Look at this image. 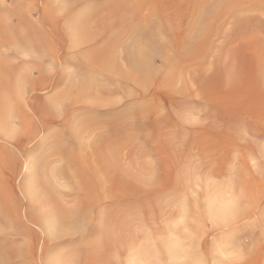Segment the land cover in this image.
Instances as JSON below:
<instances>
[{
    "label": "rangeland",
    "instance_id": "obj_1",
    "mask_svg": "<svg viewBox=\"0 0 264 264\" xmlns=\"http://www.w3.org/2000/svg\"><path fill=\"white\" fill-rule=\"evenodd\" d=\"M0 43V264H264V0H0Z\"/></svg>",
    "mask_w": 264,
    "mask_h": 264
},
{
    "label": "bare ground",
    "instance_id": "obj_2",
    "mask_svg": "<svg viewBox=\"0 0 264 264\" xmlns=\"http://www.w3.org/2000/svg\"><path fill=\"white\" fill-rule=\"evenodd\" d=\"M119 4V3H118ZM122 4V3H121ZM116 8H118V7H116ZM105 14V13H104ZM108 15V14H107ZM107 15H106V17H107ZM110 15V14H109ZM114 15V14H113ZM121 17V16H120ZM96 18H97V16H96ZM109 18V17H108ZM116 18V17H115ZM107 19V18H106ZM120 19V18H119ZM114 20V19H113ZM116 20V19H115ZM199 20H197V22H198ZM99 22H101V21H99ZM109 22V21H108ZM102 23V22H101ZM196 23V22H195ZM104 24V23H103ZM103 24H102V26H103ZM197 24V23H196ZM109 26V25H108ZM29 27V26H28ZM30 28H32V27H30ZM196 28V27H195ZM33 29V28H32ZM35 29V31H36V28H34ZM84 29H85V27H84ZM83 29V30H84ZM100 29V28H99ZM101 29H102V27H101ZM87 30V29H86ZM86 30H85V32H86ZM78 31H80V30H78ZM83 32V31H82ZM84 33V32H83ZM81 34V33H80ZM94 34H96V33H94ZM86 36V35H85ZM46 37V36H45ZM20 38H22V37H20ZM37 38H39L38 36H37ZM43 39V38H42ZM45 40V39H44ZM82 40V39H81ZM21 41H23L24 42V39L22 38L21 39ZM87 42V44H89L88 43V41H86ZM31 43V42H30ZM1 44V43H0ZM28 45V44H27ZM83 45H84V43H83ZM1 46V45H0ZM19 46V45H18ZM207 47V46H206ZM18 48V47H17ZM208 48H209V46H208ZM21 49V48H20ZM210 49V48H209ZM208 49V50H209ZM207 53V52H206ZM260 65V64H259ZM172 66H173V64H172ZM220 72V71H219ZM218 74V73H217ZM221 76V75H220ZM130 79H131V77H130ZM258 81V80H257ZM0 88H1V83H0ZM79 90V92H80V89H78ZM84 92V91H83ZM78 95H79V93H78ZM84 95V94H83ZM81 96V95H80ZM1 103V102H0ZM2 109V108H1ZM18 117V116H17ZM27 117V120L25 119V121L23 120V124H25V122H27L28 121V116H26ZM1 120H2V118H1ZM47 120V119H46ZM54 120V119H53ZM38 121H39V123L42 125V126H49V125H46L47 123L45 122V119L44 118H40V119H38ZM53 122V121H52ZM19 124H22V122L19 120V122H18ZM49 123H50V121H49ZM54 123V122H53ZM52 123V124H53ZM29 124H31L30 122H29ZM63 126V125H62ZM87 130H89V129H87ZM82 131V130H81ZM32 132H34V129L33 128H31V132L29 133V135L28 136H30V135H34V134H32ZM66 133V132H65ZM64 133V134H65ZM65 138V137H64ZM66 139H68V138H66ZM74 139V138H73ZM58 140V139H57ZM61 140V139H60ZM62 141V140H61ZM60 142V141H59ZM58 142V144H60ZM65 142H66V140H65ZM76 143H78V142H76ZM61 144H62V142H61ZM63 145V144H62ZM73 145V144H72ZM79 145V144H78ZM95 145V144H94ZM81 146V145H80ZM70 147H72L71 145H70ZM69 147V148H70ZM95 147V146H94ZM53 148V147H52ZM78 148V147H77ZM83 148V147H82ZM87 148V147H86ZM89 148V147H88ZM92 148V147H91ZM68 149V148H67ZM49 150H51L52 151V149H49ZM66 150V149H65ZM84 150V149H83ZM83 150L81 151V152H83ZM68 151V150H67ZM93 151V150H92ZM94 151H95V149H94ZM56 155H58L59 157H60V159H63V160H65L66 161V167L64 166V167H60V168H58L57 170H54V171H50V169H48V171L46 170V171H44V170H38V174L35 176V180H34V184H37L38 185V188H40V192L44 195V200H46V196H47V202H45V203H48L49 204V201L50 202H52L53 203V205L54 206H56V207H54L52 204H51V206H53L54 207V209H55V211H56V214L60 217V215H61V217L59 218V219H64L65 221H69V223H73L74 221H85L86 220V223H88V221L89 220H92V219H78L79 217H80V212H81V210H80V208H78L80 211H78L76 208H70V209H64L61 205H59L58 204V201L60 200V199H63L62 201L64 202V200H72V202L74 203V205L76 206V201L77 200H79V198H77L76 199V196L75 195H73V193H71V195H69V193H67V192H70V191H65V192H62V190L59 188V186H57V185H54L53 183H49V182H43L42 181V179H41V177L45 174V175H49L50 176V174H53L55 177H57V179H59L60 181H62L63 183H64V185L65 184H67V185H69V186H67V187H73V188H75L76 189V185L77 184H79V185H81L82 186V184L83 183H85L84 182V180L82 181V174H80V173H76L75 171H74V173L71 171V169H75L74 168V160L72 161L71 160V158H69L68 156H67V154L66 153H64V150L62 149H57V150H55V152H54ZM80 153V152H79ZM78 153V154H79ZM85 152H83V154H84ZM75 154V153H74ZM96 154V153H95ZM86 156V155H85ZM93 156V155H92ZM96 157V156H95ZM90 158V157H89ZM94 158V157H93ZM92 158V159H93ZM99 158V157H98ZM97 158V159H98ZM88 159V158H87ZM91 159V158H90ZM91 159V161H93ZM100 160V159H99ZM99 160H97L98 162H99ZM102 160V159H101ZM101 160H100V162H101ZM57 161V160H56ZM55 161V162H56ZM88 162H89V160H87ZM90 163V162H89ZM96 164H98V163H96ZM96 164H95V166H96ZM86 165V164H85ZM89 165V167H90V164H88ZM93 165V164H92ZM102 165V164H101ZM96 167H98V165L96 166ZM101 167V166H100ZM77 168V167H76ZM86 168V167H85ZM91 171H92V169H90ZM89 170V171H90ZM96 170H98V169H96ZM91 174H92V172H91ZM94 175H95V173H93ZM92 174V175H93ZM106 175V174H105ZM108 175V174H107ZM106 175V176H107ZM98 178V177H97ZM96 178V179H97ZM87 179H89V178H87ZM98 181V180H97ZM101 181V180H100ZM89 182V181H88ZM88 182H87V184H88ZM98 184V183H97ZM103 184V183H102ZM77 187H79L78 185H77ZM93 186H91L90 188H92ZM37 188V189H38ZM81 187H79V189H80ZM82 190V189H81ZM91 190V189H90ZM89 190V191H90ZM79 191V190H78ZM56 193L57 194V196L59 197L58 199H57V197H55L58 201H57V203H56V199H54L53 197H51L52 195H53V193ZM88 192V191H87ZM92 192V191H91ZM56 194H55V196H56ZM75 194V193H74ZM77 194V193H76ZM89 194V193H88ZM1 195V194H0ZM46 195V196H45ZM92 195V194H91ZM93 195H94V193H93ZM85 196V195H84ZM83 196V197H84ZM43 198V197H42ZM53 198V199H52ZM95 198V197H94ZM76 200V201H75ZM95 200V199H94ZM89 201V200H88ZM39 202V201H38ZM60 202V201H59ZM92 202V201H91ZM43 203H44V201H43ZM45 203H44V205H45ZM60 203H62V202H60ZM77 203H79V202H77ZM94 203V202H93ZM83 204V203H82ZM85 204H86V202H85ZM80 205V204H79ZM78 205V206H79ZM93 207V206H92ZM44 208V207H43ZM49 209V208H48ZM50 209H52V208H50ZM49 209V210H50ZM54 209H53V211H54ZM84 209V208H83ZM48 210V211H49ZM50 211H52V210H50ZM85 211V210H84ZM50 213V212H49ZM85 213V212H84ZM48 214V213H47ZM46 214V215H47ZM53 214H55V212L53 213ZM60 214V215H59ZM56 216V215H55ZM64 220H63V222H64ZM112 220V219H111ZM60 222V221H59ZM77 223V222H76ZM102 231V230H101ZM110 233V232H109ZM113 236V235H112ZM113 239V238H112ZM117 239V238H116ZM120 239V238H119ZM122 239V238H121ZM122 240H124V239H122ZM119 241V242H118ZM127 240L126 241H120V240H116V241H113V240H111V241H108L107 243L108 244H106L105 245V248L106 249H108V248H110L112 251H113V249L114 248H116V247H120L121 248V246H124V248L123 249H121V251H123V252H125L126 250H128L129 248H130V246L129 245H127ZM110 243V244H109ZM126 243V244H125ZM103 244V243H102ZM157 244H159V246H160V242L159 243H157ZM154 245V244H153ZM152 245V246H153ZM156 245V244H155ZM174 245V244H173ZM152 246H151V248H152ZM103 247H104V245H103ZM161 247H162V245H161ZM150 248V249H151ZM154 248V247H153ZM176 249V248H175ZM111 251V252H112ZM148 251V250H147ZM155 251V250H154ZM113 252H115V250L113 251ZM137 252H138V250H137ZM140 252V251H139ZM153 252V251H152ZM175 252V251H174ZM173 252V253H174ZM177 252V251H176ZM181 252V251H180ZM194 253V252H193ZM120 254V253H119ZM136 254V253H135ZM134 254V255H135ZM144 254H146L145 252H144ZM147 254H148V252H147ZM155 254V253H154ZM163 254H165V253H163ZM163 254H162V256H163ZM122 255V254H121ZM125 255V254H124ZM143 255V254H142ZM173 255V254H172ZM120 256V255H119ZM180 256V255H179ZM136 257H138L137 259H136V261H138V259H139V262H141V261H143L145 258H146V256H137V254H136ZM143 257H145V258H143ZM149 257V256H148ZM157 257H159V256H157ZM170 257V256H169ZM168 257V258H169ZM173 257V256H172ZM175 257V256H174ZM193 257V256H192ZM162 258V257H161ZM168 258H165V259H167V260H165V261H168ZM148 259V258H147ZM157 259H159V258H157ZM193 259V258H192ZM161 260H163V259H161ZM179 260V259H178ZM123 261V260H122ZM152 261V260H151ZM147 261V263L146 264H161V262H160V260H154V261ZM165 261H163V262H165ZM181 261V260H180ZM194 261V260H193ZM162 262V263H163ZM170 262V261H169ZM166 263V262H165ZM165 263H163V264H165ZM180 263V262H179ZM138 264V263H137ZM144 264V263H143ZM167 264V263H166ZM173 264H175V263H173ZM184 264H190L189 262L188 263H184Z\"/></svg>",
    "mask_w": 264,
    "mask_h": 264
}]
</instances>
